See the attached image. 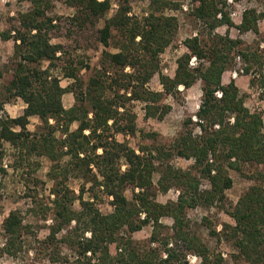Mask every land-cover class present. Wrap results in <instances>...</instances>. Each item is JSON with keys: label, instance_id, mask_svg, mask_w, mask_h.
Instances as JSON below:
<instances>
[{"label": "trees", "instance_id": "obj_1", "mask_svg": "<svg viewBox=\"0 0 264 264\" xmlns=\"http://www.w3.org/2000/svg\"><path fill=\"white\" fill-rule=\"evenodd\" d=\"M131 1L119 0L117 12L94 31L96 41L109 47L113 30H117L118 51H103L101 67L87 84L72 63L61 68L74 79L66 87L53 72L58 67L57 54L65 47L52 42V37L62 32V17L47 14V0H32V8L20 15L14 30L0 31L2 39L13 38L15 42V67L6 86V100L21 97L27 104L18 117L0 115V148L9 142L25 150V156H45L52 162L54 199L48 208L52 222L40 250L49 253L53 261L64 258L60 245L65 243L76 252L69 264H188L190 253L200 256L201 264H223L221 254L191 232L188 209L225 202L226 190L234 184L230 169L241 171L247 163L264 165L262 114L246 105L235 83H223V75L236 53L248 62L249 71L255 63L263 66L264 51L243 49L240 39L213 33L219 25L233 24L223 0H195L198 5L191 14L207 24L212 40L204 44L198 35L187 38V51L177 59L174 76L162 75L163 90H152L148 83L160 70V55L171 45L179 27L177 17L167 15L165 10L178 4L150 0L148 14L139 18L129 14ZM67 2L77 10L69 20L81 34L94 27L111 8V0ZM263 17L264 12L246 9L240 30L258 31ZM193 57L198 62L195 66L191 64ZM44 62L48 65L43 66ZM199 80L203 83V97L196 114L198 120H190L199 126L200 134L187 129L170 149L143 145L140 152L117 137L138 130L130 106L133 100L146 103L148 116L162 119L171 110L170 105L161 104L162 99L180 92V86L190 88ZM67 92L75 96L69 108L63 104ZM3 106L2 101L0 108ZM32 116L40 118L41 130L27 129ZM74 122L78 123L76 129L71 128ZM147 136L154 138L155 133ZM173 151L194 158L200 175L165 164ZM66 154L70 159L63 162ZM21 159L26 157L22 154ZM122 159L127 165L125 170ZM158 170L161 175L155 185L153 175ZM71 177L83 179L79 194L69 186ZM201 178L208 179L210 187L202 189ZM172 187L180 189L176 201L157 200V191L167 192ZM129 188L131 197L126 193ZM86 191L89 198L84 197ZM103 195L112 198L108 213L97 207ZM76 201L80 208L75 207ZM229 213L235 224L225 227L239 256L251 264H264V185L255 182ZM163 217L173 219L171 235L163 231ZM149 223L153 225L149 244L139 247L131 234ZM26 227L20 211H10L3 223L4 246L0 253L18 256L24 248ZM123 229L127 230L126 238L120 237ZM112 244L120 248L115 255Z\"/></svg>", "mask_w": 264, "mask_h": 264}, {"label": "rangeland", "instance_id": "obj_2", "mask_svg": "<svg viewBox=\"0 0 264 264\" xmlns=\"http://www.w3.org/2000/svg\"><path fill=\"white\" fill-rule=\"evenodd\" d=\"M47 1V14L53 17H62L60 21L62 32L59 36L52 37V42H60L65 47V51L57 54L59 56L58 67L54 68L53 72L59 75L61 84L66 87L73 83L74 79L67 77L61 68L72 63L77 68L79 78L87 84L94 71L101 67L103 51H118L117 41L119 35L117 30H113L114 36L110 39L111 45L109 47H105L102 43L96 41L94 31L102 28L105 25V20L117 12L120 2L119 0H111V8L106 15L96 21L94 27H90L89 30L81 34L77 26L71 25L72 21L69 20L76 16L77 10L75 7L70 6L67 2L68 0ZM169 1L177 3L178 7H169L165 10V13L177 17L179 27L171 45L160 55V70L148 83V87L157 91L163 90L162 75L174 76L177 68V59L187 51L185 46L187 38L198 35L204 44L212 40L207 24L191 14V10L198 5L197 1ZM223 1V8L228 12L233 24L219 25L213 33L240 39V46L243 49L250 48L258 50V52L264 51V17L258 22V31L250 29L243 32L239 28L246 9L254 8L259 12H264V0ZM149 4L150 0H132L129 14L142 18L148 14ZM32 6V0H0V31L14 30L19 25L20 15L29 11ZM56 21L58 22L59 20L56 18ZM14 54V39L4 40L0 36V102H4L3 108H0V114L18 117L24 113V109L27 106L26 102L21 97H13L10 100H6L9 95L6 92V86L14 73ZM235 55L231 66L223 75V83H235L239 87L240 94L243 95L246 105L251 110L260 112L264 120V64L260 66L255 63L247 71L248 62L240 54L236 53ZM193 60L195 63L192 65H197L196 57L191 59V63ZM47 65L48 62L43 63V66ZM179 91L175 95H166L162 99V105L168 104L171 106L169 113L162 119L148 116L146 103L133 100L130 106L136 115L135 121L138 130L135 134H118L117 137L122 141L127 140L131 147L140 152V148L143 145L151 147L155 145L166 146L167 149H170L169 147H172L175 139L187 129H192L194 134H200L199 126L191 123L190 119L193 121L198 120L196 114L203 97V83L199 80L190 88L180 86ZM74 103L75 96L73 92H67L63 95L65 107L69 108ZM232 118L229 120L232 121ZM42 126L40 118L32 116L27 129L30 132H36L41 130ZM77 127V122H74L71 126L72 129ZM152 133H155L154 138L147 136ZM57 135H60V133H57ZM0 150L2 151L0 160V248L4 246L3 223L10 211H20L24 218V223L28 225L22 237L24 241L23 251L16 257L1 252L0 264H69V261L75 259L76 252L65 243L60 245L61 257L64 258L59 261H53L49 253L40 250L41 243L48 235V226L52 222L51 214L48 210L52 206L54 199L52 189L55 179L51 172L52 162L45 156H25V150L9 142H5ZM156 152L155 150L154 153ZM22 154L26 157V160L21 159ZM69 159L70 155L66 154L63 156L62 161H68ZM156 161L158 162V160ZM164 162L182 170L192 171L194 174L199 173L194 158H185L174 151ZM28 163L31 165H28ZM121 163L122 169L125 170L127 165L124 159L121 160ZM159 171H156L153 175L155 185H157L161 175ZM230 174L234 184L226 190V201H217L210 205L198 204L189 208V227L191 232L197 234L213 252L221 254L224 259L223 264H251L239 256L233 239L229 237V229H226L225 225L235 224L229 212L239 198L255 182H261L264 185V165L243 164L241 171L230 169ZM68 183L71 189H74L77 194L80 193L83 179L71 177ZM88 186L89 184L86 185V189ZM200 187L202 189L210 187L209 180L201 178ZM126 193L131 197V188ZM179 193V188L172 187L167 192L157 191L156 197L158 201L165 203L169 200L176 201ZM84 197H90L89 191L85 192ZM111 199L103 195L97 201V207L103 213L110 212L112 210ZM41 204L44 207L43 209ZM75 207L80 208L78 201L75 202ZM162 222L165 225L164 233L171 235L173 233V219L171 217H163ZM152 230V223L145 225L142 229L131 234L132 241L139 247L147 246ZM126 236L127 230L123 229L120 237L126 238ZM111 251L115 255L120 251V248L117 244H112ZM188 261V264L202 263L201 257L193 253L188 255Z\"/></svg>", "mask_w": 264, "mask_h": 264}, {"label": "built area", "instance_id": "obj_3", "mask_svg": "<svg viewBox=\"0 0 264 264\" xmlns=\"http://www.w3.org/2000/svg\"><path fill=\"white\" fill-rule=\"evenodd\" d=\"M195 60V59H194ZM194 60L192 61V63L191 64H194L195 62H194ZM0 115H2V114H0ZM232 121H234V118H232Z\"/></svg>", "mask_w": 264, "mask_h": 264}]
</instances>
